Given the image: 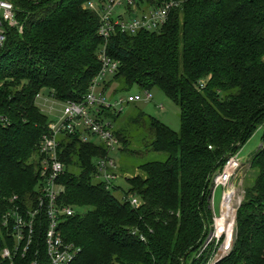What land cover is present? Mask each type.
<instances>
[{
	"label": "trees",
	"instance_id": "1",
	"mask_svg": "<svg viewBox=\"0 0 264 264\" xmlns=\"http://www.w3.org/2000/svg\"><path fill=\"white\" fill-rule=\"evenodd\" d=\"M10 1L19 26L7 27L0 48V117L7 120L0 121V254L17 247L14 222L5 225V215L39 204L40 149L51 121L38 96L46 90L59 103L84 100L105 44L99 12L88 5L110 2ZM165 1L139 0L138 6ZM170 1L179 6L159 31L113 34L108 52L120 68L111 80L116 93L108 84L105 92L110 99L135 86L162 92L179 108L180 131L139 109L132 121L143 147L135 152L113 125L132 174L123 200L111 192L119 188L97 179L96 163L108 157L104 146L61 137L59 203L76 210L61 230L67 244L82 250L74 264H206L211 252L198 256L213 224L214 177L264 129V0ZM104 114L112 124L122 113ZM248 166L256 180L238 210L232 251L217 264H264V134L238 171ZM47 229L42 211L29 250L18 252L13 264H50Z\"/></svg>",
	"mask_w": 264,
	"mask_h": 264
},
{
	"label": "built area",
	"instance_id": "2",
	"mask_svg": "<svg viewBox=\"0 0 264 264\" xmlns=\"http://www.w3.org/2000/svg\"><path fill=\"white\" fill-rule=\"evenodd\" d=\"M138 2L139 0H110L103 5L96 2L89 3L88 8L93 12L98 11L100 15L98 35L105 43L98 54L101 70L94 78L84 100L80 103H62L63 110L59 112L57 120L50 122V134L44 137L40 149L43 161L41 182L38 185L40 193L38 207L28 209L26 213H23L19 207H14L5 215V225H9L11 221L14 222L12 236L17 247L14 253L5 248L0 254V264H5V261L6 263L8 261L7 264H13V259L18 252L22 251L23 255L27 253L32 244L36 222L42 211L46 213L48 219L46 245L50 264H74L81 254L80 248L64 241L61 230L62 223L74 217L76 210L59 203L64 187L58 181L65 172V166L59 159L60 138L76 135L84 144L91 143L89 140L91 137L98 138L101 143L97 144L104 146L108 157L97 161V179L105 183L107 189L113 187L119 178L118 155L121 143L104 112L122 113L125 105L136 104L143 98L139 95H131L125 101L122 98L112 100L108 97L105 85L108 78L115 77L120 68V63L109 55L108 43L117 30L128 35H135L140 31H159L168 22L171 11L179 6V3L167 0L157 8L142 10ZM18 26L19 21L14 4L10 0H0V48L7 42V27ZM144 94L147 100L152 98L150 92L145 91ZM41 98L42 96L39 95L38 99ZM0 121L7 122L1 117ZM239 160L240 154L227 160L214 177L213 224L198 256L201 258L211 252L206 264L219 263L230 254L233 248L237 214L244 200V195L238 196L235 188L231 186V181L236 177L241 165ZM218 187L223 189L222 203L219 211H216L214 196ZM16 200L17 197H14L12 202ZM130 203L135 208L140 206L138 199L134 197H130Z\"/></svg>",
	"mask_w": 264,
	"mask_h": 264
},
{
	"label": "rangeland",
	"instance_id": "3",
	"mask_svg": "<svg viewBox=\"0 0 264 264\" xmlns=\"http://www.w3.org/2000/svg\"><path fill=\"white\" fill-rule=\"evenodd\" d=\"M112 79L113 78L109 77L108 82L105 86H107V84L110 86L108 91L113 95L116 93L115 91L117 89V86L111 84ZM144 93L145 91H142L140 88L135 86L130 90V92L116 95V97L112 99L116 100L122 98L123 100L127 101L128 97L131 95H139L143 98L140 102H137L136 104H128L127 106L125 105L124 111L119 116V118H117L115 121H112V125H114L116 129H121V134L126 133V139L128 138V140L132 142L130 145V149L135 152L141 151L143 147L141 136L138 134V132L135 131V127H133L134 124L132 121L134 117L136 118L139 115V109L142 110L147 116L159 120L174 132L178 133L181 129L180 111L179 108L172 101H170L162 92L158 90L151 91L152 98L150 100H147L145 98ZM41 96L42 98L37 100L39 108L41 109L42 113H44L49 118L50 121H56L58 116L60 115L59 112L63 110V104L56 101L52 97V95L46 90L42 92ZM51 109H53V111H51ZM263 134L264 129L254 135L248 145L243 149V151L240 152L241 154L239 163H246L250 155L258 150V148L262 144ZM89 140L91 143L94 144L101 143L98 138L91 137ZM127 151L128 150H125V152ZM121 158L122 157L119 154V178L114 183V186L116 188H119L120 190H111L113 195L116 196V198H118L119 200L124 199L125 193L128 191L129 188L127 179L131 178L132 175L129 171L130 169H128L130 162L125 159L122 162ZM151 159L153 158L151 157ZM157 159H159V157L155 156L154 160ZM255 180L256 174L250 169V166H248L246 168L239 169L236 177L233 178L231 181V186L235 188L238 196L244 195L245 197L246 190L255 182ZM222 190V188L218 187L214 196V207L216 211H219L222 203Z\"/></svg>",
	"mask_w": 264,
	"mask_h": 264
},
{
	"label": "crops",
	"instance_id": "4",
	"mask_svg": "<svg viewBox=\"0 0 264 264\" xmlns=\"http://www.w3.org/2000/svg\"><path fill=\"white\" fill-rule=\"evenodd\" d=\"M37 105H38V102H37ZM39 107V106H38Z\"/></svg>",
	"mask_w": 264,
	"mask_h": 264
}]
</instances>
